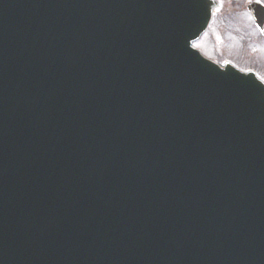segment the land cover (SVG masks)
<instances>
[{
	"label": "water",
	"instance_id": "water-1",
	"mask_svg": "<svg viewBox=\"0 0 264 264\" xmlns=\"http://www.w3.org/2000/svg\"><path fill=\"white\" fill-rule=\"evenodd\" d=\"M216 6L0 0V264H264V83L190 47Z\"/></svg>",
	"mask_w": 264,
	"mask_h": 264
},
{
	"label": "rangeland",
	"instance_id": "rangeland-1",
	"mask_svg": "<svg viewBox=\"0 0 264 264\" xmlns=\"http://www.w3.org/2000/svg\"><path fill=\"white\" fill-rule=\"evenodd\" d=\"M219 1L221 6L214 12L208 30L193 46L221 64L232 60L241 68L256 67L264 79V38L260 39L252 27L245 9L250 0Z\"/></svg>",
	"mask_w": 264,
	"mask_h": 264
},
{
	"label": "bare ground",
	"instance_id": "bare-ground-1",
	"mask_svg": "<svg viewBox=\"0 0 264 264\" xmlns=\"http://www.w3.org/2000/svg\"><path fill=\"white\" fill-rule=\"evenodd\" d=\"M206 33V32H205ZM204 36V35H203Z\"/></svg>",
	"mask_w": 264,
	"mask_h": 264
}]
</instances>
